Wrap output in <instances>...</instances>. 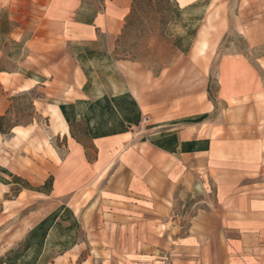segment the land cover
I'll return each mask as SVG.
<instances>
[{
	"label": "crops",
	"instance_id": "1",
	"mask_svg": "<svg viewBox=\"0 0 264 264\" xmlns=\"http://www.w3.org/2000/svg\"><path fill=\"white\" fill-rule=\"evenodd\" d=\"M98 1L89 16L86 11L93 6L87 5V0H0V8L9 9L10 22L15 26L47 27L40 33L46 41L62 35L74 41H97L100 33L111 36L121 32L134 0ZM245 1L246 14L237 21L246 26L249 45L261 49L256 61L262 76L253 65L234 66L233 56L220 62L216 99L225 101L224 112L229 117L223 118L221 113L211 118L214 123L208 134L202 133V128L217 110L209 99L211 71L199 86L188 88L192 96L185 101L196 102L187 106L183 115L170 112L172 115L158 118L147 103L144 89L128 83L129 75L135 81L139 73L128 75L130 65L117 62L118 70L127 78L124 90L139 103L143 121L128 132L92 139L88 148L71 136L58 107V119L64 134L76 143V154L82 156L92 147L97 159L90 165L99 170L91 183L77 186L80 191L96 184L91 197L71 207L87 240L59 257L73 251L70 262H75L89 245L90 254L81 264L90 263V258L92 263L153 264L143 258L154 259L164 251L171 252V264H205L212 252L223 253L225 263L221 264H233V257L239 259L237 263L264 264V180L259 179L264 170V114H257L259 107L264 111V103H258L264 101V0L260 5L257 0ZM176 2L182 9H190L205 0ZM19 3L26 4L29 13L17 15L26 9ZM11 35L20 40L23 33L16 29ZM241 56L249 61L242 54L237 58ZM76 76V96L64 103L89 98L83 91L87 77L79 64ZM199 93L201 99L195 98ZM203 114L208 116L202 122H177L181 116ZM218 128L224 132L215 133ZM168 132L176 133L180 143L208 140L209 147L183 152L179 146L177 152H169L149 140ZM184 194L199 197L197 211L186 228L177 213Z\"/></svg>",
	"mask_w": 264,
	"mask_h": 264
},
{
	"label": "rangeland",
	"instance_id": "2",
	"mask_svg": "<svg viewBox=\"0 0 264 264\" xmlns=\"http://www.w3.org/2000/svg\"><path fill=\"white\" fill-rule=\"evenodd\" d=\"M212 1L205 0L199 6L182 9L176 0H134L121 32L111 36L100 33L94 43L74 41L64 35L46 41L40 38V33L47 27L15 26L10 22L9 9L0 8V116H6L5 127L19 124L10 133H0V167L20 176L30 187H21L13 177L0 170V176L9 181V184L0 181V257L50 212L64 204L70 203V207H76L78 201L84 204L96 189V184L89 189H77L78 185L91 183L90 180L99 174V170L90 165L97 159L95 151L91 147L82 156L75 154L77 145L64 134L57 116L59 105L74 99L77 93L79 63L70 58L71 52L78 53L88 45L113 55L112 62L94 59L84 63L91 74L90 89L94 96L127 88V78L118 70L117 62L130 65L125 67L127 74L139 73L140 78L134 81L129 75L128 83L144 89L147 103L158 118L172 115L170 112L183 115L187 106L196 102L185 101L192 96L188 88L199 86L211 71L209 99L217 105V110L206 119L202 133H209L214 123L211 118L221 113L223 118L229 117V113L224 112L225 101L216 99L217 68L221 61L233 56L234 66L250 64L261 74L256 61L261 49L249 45L245 38L246 26L237 21L246 14L245 0ZM257 1L260 5L261 0ZM98 2L87 0V5L93 7H88L86 16L93 12ZM19 5L26 9L19 10L17 15L29 13L26 4ZM16 29L23 33L20 40L11 35ZM179 38H182V48H189L188 53H182L176 45ZM241 54L249 61L242 56L237 58ZM38 75L45 76L46 82L29 77ZM201 97L200 93L195 96ZM261 102L264 103L258 101ZM257 114H264L261 107L257 108ZM190 117L195 116H181L179 121ZM223 132V128L215 131ZM89 142L86 140L88 146ZM259 179L264 180V170ZM183 197L184 203L177 213L186 228L197 211L199 197L190 194ZM88 254L89 245L77 261L70 262L74 259L72 251L58 257L53 264H81ZM209 254L205 264L225 263L223 253ZM94 255L100 258L98 252ZM143 259L152 260L153 264L172 263L171 252L166 251L159 252L154 259ZM238 260L233 257V264H258L254 261L237 263ZM88 264L110 263H92L90 258Z\"/></svg>",
	"mask_w": 264,
	"mask_h": 264
},
{
	"label": "trees",
	"instance_id": "3",
	"mask_svg": "<svg viewBox=\"0 0 264 264\" xmlns=\"http://www.w3.org/2000/svg\"><path fill=\"white\" fill-rule=\"evenodd\" d=\"M182 38H179L177 46L182 53L186 54L188 49H183ZM94 43L96 41H88ZM190 47V46H189ZM83 69L87 82L83 91L89 98L78 99L74 102L61 103L60 109L69 124L71 136L85 148L89 146L86 140L125 133L143 121V113L139 103L128 90L117 93L104 92L94 96L90 89L91 74L84 67L88 60L114 61L113 55L109 52H99L92 46H85L80 52H71ZM37 78L40 83H45L43 76H29ZM32 91V90H31ZM28 93H24L26 95ZM207 114L190 117L177 122L198 123L207 118ZM6 116H0V133L7 134L13 130L14 125L5 127ZM80 123L84 125L81 126ZM82 133V134H80ZM146 140V138H144ZM156 146L169 152H177L180 146L183 152L208 149V140H191L179 142L177 134L174 132L163 133L158 139H149ZM0 170L14 178L23 188H30L24 179L14 175L7 169L0 167ZM0 181L9 184L7 179L0 176ZM49 193L47 190H42ZM86 233L83 226L75 214L74 210L64 204L50 212L35 224L27 232L26 236L11 247L0 257V264H53L60 255H63L75 245L85 242Z\"/></svg>",
	"mask_w": 264,
	"mask_h": 264
},
{
	"label": "bare ground",
	"instance_id": "4",
	"mask_svg": "<svg viewBox=\"0 0 264 264\" xmlns=\"http://www.w3.org/2000/svg\"><path fill=\"white\" fill-rule=\"evenodd\" d=\"M145 105V104H144ZM65 119V118H64ZM67 123V122H66ZM69 127V126H68ZM58 133V132H57ZM75 140V139H74ZM75 154H76V152H75ZM81 175V174H80Z\"/></svg>",
	"mask_w": 264,
	"mask_h": 264
}]
</instances>
